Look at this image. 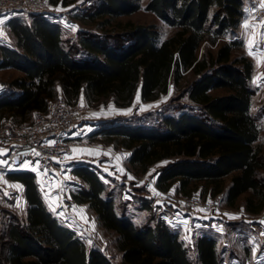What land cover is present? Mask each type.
<instances>
[{"label": "trees", "instance_id": "1", "mask_svg": "<svg viewBox=\"0 0 264 264\" xmlns=\"http://www.w3.org/2000/svg\"><path fill=\"white\" fill-rule=\"evenodd\" d=\"M140 1L99 0L89 19L102 20V26L111 24L137 12ZM245 1L150 0L147 10L177 28L175 34L161 41L156 27L128 23L122 35L109 38L111 45L90 35H80L76 44L68 45L62 27L46 16L12 17L8 26L15 45L0 44V71L14 69L22 76L10 81L0 94V125L5 120L28 124L61 97L91 108L109 103L129 109L137 97L153 103L192 76L184 91L189 109L164 115L155 124L109 119L92 136L126 148L135 174L168 161L155 173L161 190L168 191L178 182V192L184 196L200 190L194 196L213 198L222 192L230 206L241 194L252 191L250 204L260 211L264 154L256 145L260 130L250 111L253 64L245 56L232 58L237 41L200 56L205 42L215 45L227 32L239 30ZM80 52L88 57L81 58ZM220 89L226 94L211 93ZM73 173L81 188L72 199L87 204L100 226L116 234L124 264H193L184 241L154 213L158 210L153 211L151 202L143 206L151 216L137 226L124 213L122 205L127 203L120 206L123 216L118 215L113 192L109 190L106 196L107 185L96 169L83 165ZM229 176L231 183L225 188ZM8 178L23 187L27 213L23 220H3L0 264H113L100 250H88L75 231L53 216L35 173L13 172ZM196 248L200 264H221L215 240L201 237Z\"/></svg>", "mask_w": 264, "mask_h": 264}, {"label": "rangeland", "instance_id": "2", "mask_svg": "<svg viewBox=\"0 0 264 264\" xmlns=\"http://www.w3.org/2000/svg\"><path fill=\"white\" fill-rule=\"evenodd\" d=\"M255 1L256 0L245 1V4L248 6L244 11L245 14L243 19L251 16V9ZM49 2L52 6V9L46 16V19L57 23L62 27L64 39L68 45L76 44L80 35L99 37L111 45L113 42L110 41L109 38L115 37L118 34L122 35L125 32L124 27L128 23L156 27L160 33L161 41L170 38L177 31V28L168 25L163 19L147 10V5L149 4L150 0H141L140 9L137 12L127 16H121L112 21L111 24H106L103 26L100 25L102 20L91 22L89 19V15L99 4V0H49ZM31 16L32 15L20 14L15 15L14 17L29 20ZM240 28L235 32H227L224 38L219 40L215 45L205 42L201 46L200 56H202V54L207 50L216 53L222 44L226 42L237 41L238 44L233 50L232 58L238 59L245 56L251 60L253 64V76L250 86L254 91V96L252 98L250 111L260 130L259 140L257 141L256 145L261 147L264 154V52H260L257 55L249 54V35L252 29L249 28L245 31H241ZM8 29L9 28L7 24H3L1 31L5 32L4 40H7L8 43H10L9 45L13 47L14 43L10 40ZM105 37L107 38L105 39ZM0 43L2 42L0 41ZM79 56L83 59L88 57L84 52H80ZM19 75V72L14 69L1 70L0 91L4 92L6 85ZM193 79L194 78L192 76H187V78L181 83L180 88H171L168 95L153 103H143L140 101L139 97H137L134 105L129 109H118L113 104L109 103L99 107L91 108L88 107L84 102L78 101L80 105L87 107V116L85 117V122L83 124L81 138L78 140L79 143H77L75 147H83L84 144L101 146L99 150L101 152V159L103 162H100V165L103 169L97 170L92 164L83 165L92 167L98 171L101 179L107 185L106 196L109 195V190H111L113 192L114 198L118 200L120 204H129V207L131 206V211L137 213L136 216H138L136 217V221L139 224L142 223L138 222V217L141 215V211L138 206V199L140 195L145 194L135 193L134 186H123V179L109 180V175H106L109 173V142L105 141L101 136L95 137L92 135L97 130H100L102 125L107 123L109 119L123 117L126 121L136 125L155 124L159 121L160 117L164 115L180 114L184 110L190 108L187 98L184 97V91L188 88L190 82ZM211 93L214 96H222L226 94V91L220 89L214 90ZM78 102H76V104ZM33 120L29 123H32ZM75 147L73 148V151ZM119 150L120 147H114L113 154L115 151L118 152ZM73 151L71 154H73ZM5 152L6 150L0 148V162H2L0 163V227L3 224L2 222L5 220L8 222L13 217H17L20 220L25 219L27 213V204L24 199L23 187L8 178V174L20 172L22 170V166L18 162L19 159H15V161L6 163L5 160L8 157L3 158ZM71 154H68V156ZM63 160L64 159H61V161ZM102 163H105L107 166H103ZM68 165L72 167L74 164ZM74 166L75 168H78L76 165ZM73 170L65 169L60 170L59 172L61 173L55 172L57 177H61V180H59V187L56 186L57 184L53 183L48 187V193L50 196H52L50 200L48 199L49 196L43 195L46 206L61 224L76 232L77 236L86 244L88 250H100L111 259L113 264H124L122 260V253L118 251L117 248L116 234L109 232L100 226L95 213L88 207L87 204H78L73 199H71L72 194L79 192L81 188V185L74 183L78 181L80 184V181L74 179L70 175ZM46 192L47 191L43 189V194ZM160 210L161 212L156 211L154 213L161 218H163L164 213H166V216L169 217V215H171L174 211L165 205L161 206ZM149 215L151 216V213Z\"/></svg>", "mask_w": 264, "mask_h": 264}, {"label": "crops", "instance_id": "3", "mask_svg": "<svg viewBox=\"0 0 264 264\" xmlns=\"http://www.w3.org/2000/svg\"><path fill=\"white\" fill-rule=\"evenodd\" d=\"M262 4H264V0H256L251 9L252 12L257 6ZM247 6L248 5L245 4L244 11L246 10ZM245 22H248V28L244 27ZM5 24L8 26V22ZM249 28L252 29L249 35V44L252 50V55H257L260 52L263 53L264 37H262V33H264V27H261V25H257L253 22L252 13L250 17L243 19L240 29L241 31H245ZM2 32L3 31L0 32V41L2 42L0 44L9 45L10 43H8L7 40H4L5 32ZM8 34L11 42H13L15 45V40L10 28L8 29ZM257 43L260 44L259 48L256 46ZM19 74L20 75L18 77H21L22 74L20 72ZM2 92L3 91H0V94ZM99 148H101V146H92L89 144H84L83 147H75L73 154L65 156L66 158L64 157L63 161L58 162L57 172L61 173L59 171L65 169L73 170L76 169L74 165H76V167H80L83 166V164H92L97 170L103 169L100 165V162L103 161L101 159V152ZM122 148L124 147H120V150ZM1 149L6 150L3 158L8 157L9 151L5 148ZM113 152L114 146L109 143V173L106 174L109 175V180L123 179V186H134L135 193L145 194L140 195L138 199V206L141 211V215L138 217V222H141L142 224L137 223L136 217L138 215L136 216L137 213L131 211V206L129 207V204L123 206L118 200H116L117 213L119 216H123L122 212L125 210L124 213L127 214L137 226H141L146 223L150 216L149 214L151 213L149 209L144 208L143 206L151 204L153 211L158 210L161 212V206H164L165 204L164 200L162 199V193L165 191L157 188V176L155 173L157 169L165 166L168 161L157 163L144 174H135V172L130 168L128 160L127 162H122L118 156L119 151H115L114 154ZM127 152L129 155L128 150ZM10 158L11 156L6 158L5 162L8 163ZM68 164L74 165L70 167ZM102 165L107 166L105 163H102ZM21 166L22 170L20 172H33L37 175V182L40 185V191L42 190V196L47 195L49 196L48 199L50 200L52 196H50L48 193V187L52 183L57 184L56 186L59 187L58 184L59 180H61V177H47L39 171L37 165L32 163L30 165L22 164ZM70 175L74 179L79 180L74 175L73 171L70 173ZM231 178L232 176L225 178V188L230 185ZM74 183L80 185L81 181L80 184L78 181ZM178 188L179 183L177 182L173 184L168 191H173L182 198H188L200 194V190H196L192 193V196H184L178 192ZM43 189L47 191L44 194ZM216 196H221L223 198V204L222 210L215 214L202 215L198 213H177V211H174L171 215H169V217L166 216V213L163 215V218L167 221L171 230L174 233L179 234L181 240L184 241L186 247L189 250L190 258L193 261V264H200L198 261L199 254L196 248V243L201 237H208L216 241L217 252L221 264H264V223H261L264 221V205L260 211L256 209L255 204L251 206L250 200L252 198V191L241 194L236 200L234 206H230L228 204L225 193L221 192ZM43 199L45 198L43 197ZM149 202L151 203L149 204ZM121 205L124 210L120 208ZM154 205L159 206V208H156V206L153 208Z\"/></svg>", "mask_w": 264, "mask_h": 264}, {"label": "built area", "instance_id": "4", "mask_svg": "<svg viewBox=\"0 0 264 264\" xmlns=\"http://www.w3.org/2000/svg\"><path fill=\"white\" fill-rule=\"evenodd\" d=\"M51 9L49 0H0V20L5 24L20 14L47 16ZM252 20L257 25L264 23V7L259 5L253 10ZM3 24H0V32ZM86 116L87 107L79 102L69 103L61 97L47 113H37L32 123L18 125L11 120L3 121L0 125V148L9 151V162L19 159L22 165L30 161L45 176L57 178V164L79 143ZM50 141L54 143L50 144ZM118 156L122 162H127V149L119 150ZM162 199L177 213L212 215L221 211L223 204L221 196L182 198L173 191L162 193Z\"/></svg>", "mask_w": 264, "mask_h": 264}, {"label": "snow or ice", "instance_id": "5", "mask_svg": "<svg viewBox=\"0 0 264 264\" xmlns=\"http://www.w3.org/2000/svg\"><path fill=\"white\" fill-rule=\"evenodd\" d=\"M261 6L264 7V4H262ZM3 23H4V20H0V24H3ZM244 27H245V28H248V27H249L248 22H245ZM261 27H264V23L261 24ZM262 37H264V33H262ZM256 46H257V48H259V47H260V44L257 43ZM249 54H252V50H251V48L249 49ZM49 143L51 144V143H54V142H51V141H50ZM35 154H36V155H39V153H35ZM0 163H2V162H0ZM31 163H32V162H30V161H25V162H24L25 165H30ZM17 187H19V186H17ZM261 223H264V221H262ZM186 238H187V237H186Z\"/></svg>", "mask_w": 264, "mask_h": 264}]
</instances>
